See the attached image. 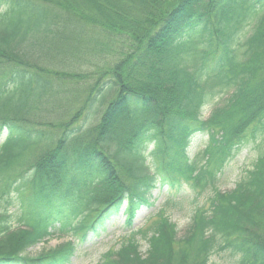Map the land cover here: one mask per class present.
Segmentation results:
<instances>
[{
    "label": "trees",
    "instance_id": "1",
    "mask_svg": "<svg viewBox=\"0 0 264 264\" xmlns=\"http://www.w3.org/2000/svg\"><path fill=\"white\" fill-rule=\"evenodd\" d=\"M87 24L131 42L118 81L84 107L96 113L105 88L119 86L81 141V127L60 136L42 127L57 90L24 44L34 34L31 50L78 44ZM199 134L209 137L203 164L189 155ZM0 137V264H69L122 210L131 226L158 185L191 180L211 192L193 232L178 237L165 220L142 232L143 257L132 231L99 264H215L220 252L264 264V0H0ZM247 146L258 151L252 167L221 191L224 168ZM54 236L68 240L28 254Z\"/></svg>",
    "mask_w": 264,
    "mask_h": 264
},
{
    "label": "rangeland",
    "instance_id": "2",
    "mask_svg": "<svg viewBox=\"0 0 264 264\" xmlns=\"http://www.w3.org/2000/svg\"><path fill=\"white\" fill-rule=\"evenodd\" d=\"M82 32V36L78 38V44L71 39L68 41L58 40V43L53 45L51 49L35 46L36 48L31 50L30 42L35 40L34 37L39 36V34H34L28 37L29 39L24 44V51L32 54V61H35L36 64L31 66L32 69L41 72L57 90V94H53L54 99L50 98L49 103L53 104L50 110L39 111L42 127L50 131L51 129L54 130L57 136H60L66 129V124L73 129L81 127L80 134L76 139L86 141L90 135L94 134L93 129L99 125L108 103L118 95L119 86L112 89L111 87L105 88L102 95V99L105 101L102 108L97 109L96 113H90L86 117L84 107L104 81H112L113 79L118 81L120 68L117 65L122 62L123 64L126 63L124 59L128 56H125L126 53L124 54V52L127 51L126 46L131 41L126 38L125 34L111 33L106 29L93 28L92 25L88 24L85 25ZM39 52L50 54L42 56L39 55ZM9 65L16 64L11 63ZM18 65L29 66L26 64ZM227 95L216 98L212 104L206 106L203 111L204 117L207 118L210 115L213 107L221 105L227 99ZM78 112L81 113L80 116H78ZM1 141L0 137V143ZM208 142L207 134H199L192 139L189 155L192 159L199 160V164H203L205 161V148ZM257 154L258 151L251 146L243 147L224 168L218 182L219 189L221 191L234 189L236 181L252 167ZM121 177L125 179V176L121 175ZM192 183L193 180L185 181L181 186L173 188L168 184L158 185L152 192L150 204L143 205L137 211L131 226L126 227L127 217L122 210L119 219L109 225L106 236L96 242L89 239L86 242H81L80 249L69 264H99L103 261L104 254L113 252L112 255H114V249L111 247L118 248L122 239L132 231L136 232L134 236L139 240V251L143 257H146L149 245L142 237V232H153L157 225L165 220H168V223L173 226L178 237L187 235L190 231L193 232L194 217L208 211L210 206L208 196L211 192L204 189L202 183H198L196 187H192ZM170 225L167 224L169 229ZM67 240L68 237L65 236L51 237L47 242L29 249L28 254L31 256L40 255ZM238 258V256H233L227 252H220L214 254L211 261L215 264H240Z\"/></svg>",
    "mask_w": 264,
    "mask_h": 264
}]
</instances>
